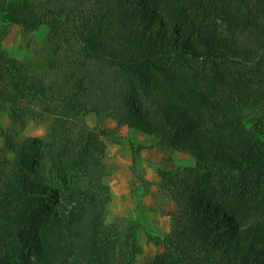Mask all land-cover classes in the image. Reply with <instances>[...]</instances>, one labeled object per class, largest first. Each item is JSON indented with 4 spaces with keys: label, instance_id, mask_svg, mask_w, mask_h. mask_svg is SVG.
Masks as SVG:
<instances>
[{
    "label": "trees",
    "instance_id": "1",
    "mask_svg": "<svg viewBox=\"0 0 264 264\" xmlns=\"http://www.w3.org/2000/svg\"><path fill=\"white\" fill-rule=\"evenodd\" d=\"M0 24L48 27L54 76L36 80L0 44V108L58 127L0 147L13 154L0 158V217L23 224L0 241L6 252L20 243L24 264H133L142 230L162 245L144 264H264V0H0ZM102 111L194 157L182 173L154 167L177 206L170 233L139 199L131 220L105 223L103 137L115 131L83 120ZM139 158L132 149V171ZM14 200L25 206L12 211Z\"/></svg>",
    "mask_w": 264,
    "mask_h": 264
},
{
    "label": "rangeland",
    "instance_id": "2",
    "mask_svg": "<svg viewBox=\"0 0 264 264\" xmlns=\"http://www.w3.org/2000/svg\"><path fill=\"white\" fill-rule=\"evenodd\" d=\"M48 35L49 29L46 26H40L35 31L27 33L18 25L0 24L1 47L8 56L18 60L25 73L36 80L43 78L49 81L54 78L48 69L49 64L45 54ZM31 101L32 98L28 101L29 105H36L37 100L35 103ZM37 105L38 108L42 107V104ZM83 120L91 127L99 122L97 126L100 129L106 131L114 128L115 131V134L103 137L106 144L104 161L108 171L105 181L110 186L111 194L105 223H111L116 217H121L124 223L131 220L135 216V204L139 199L151 208L148 217L154 229L161 236L170 233L172 230L171 214L177 211V206L154 167L182 173L194 167V157L160 146L156 136L146 135L126 126L116 128L115 121L107 111L100 112L98 116L89 113L83 117ZM57 128L51 114H44L37 119L26 117L22 124L14 118L8 104L5 103L0 108V147L6 135H10L14 141L18 142L34 136L49 139L58 132ZM132 149H139L140 153V158L133 171L131 169ZM3 155L9 160L13 158V154L9 151L2 153L0 158ZM5 194V177L0 173V200L5 197ZM24 206L23 201L14 200L11 209L15 211L17 208L20 211ZM21 225L23 224L16 223L11 226L0 217V241L13 243V239L16 240L19 237L17 233ZM137 241L140 252L135 255L133 264L149 262L162 250L160 241L149 240L142 230L137 232ZM17 246L15 250L9 252L0 246V264H24V259L21 257V244L18 243ZM9 254L10 257L7 258ZM24 255L27 258V254Z\"/></svg>",
    "mask_w": 264,
    "mask_h": 264
}]
</instances>
